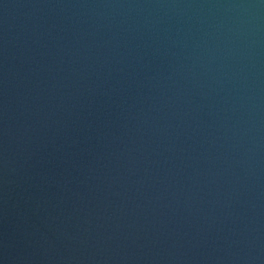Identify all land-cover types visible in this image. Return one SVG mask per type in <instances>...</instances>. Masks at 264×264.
<instances>
[{
  "label": "water",
  "instance_id": "obj_1",
  "mask_svg": "<svg viewBox=\"0 0 264 264\" xmlns=\"http://www.w3.org/2000/svg\"><path fill=\"white\" fill-rule=\"evenodd\" d=\"M0 264H264V0H0Z\"/></svg>",
  "mask_w": 264,
  "mask_h": 264
}]
</instances>
